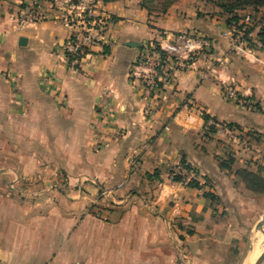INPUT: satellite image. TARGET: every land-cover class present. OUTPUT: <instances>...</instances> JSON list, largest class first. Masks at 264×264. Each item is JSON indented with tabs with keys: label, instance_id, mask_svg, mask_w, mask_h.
Masks as SVG:
<instances>
[{
	"label": "crops",
	"instance_id": "0c3cea01",
	"mask_svg": "<svg viewBox=\"0 0 264 264\" xmlns=\"http://www.w3.org/2000/svg\"><path fill=\"white\" fill-rule=\"evenodd\" d=\"M29 2L0 0V264H244L264 216V192L236 175L264 179L259 14L240 13L254 28L238 55L227 16L206 0L160 16L141 0L98 1L106 40L71 67L62 22L15 30ZM185 32L207 37L213 56L146 98L128 81L140 47ZM227 85L248 107L224 97ZM181 161L201 189L170 180Z\"/></svg>",
	"mask_w": 264,
	"mask_h": 264
},
{
	"label": "built area",
	"instance_id": "2783aa9c",
	"mask_svg": "<svg viewBox=\"0 0 264 264\" xmlns=\"http://www.w3.org/2000/svg\"><path fill=\"white\" fill-rule=\"evenodd\" d=\"M48 20L60 21L69 30L62 51L66 63L71 67L79 65L90 48L106 40L104 32L109 17L100 10L97 0H30L16 17L15 30L19 32L25 26ZM250 21V16L246 15L241 23L247 26ZM229 32V50L238 55L249 54L243 34H239L235 26L230 27ZM212 56V43L202 34L161 33L157 40L142 44L128 72V81L139 87L146 98H157L176 72L188 71L199 60L208 61ZM224 97L238 107H248L246 97L231 85L225 86ZM145 112L148 115L152 113L150 106ZM173 177L181 179L178 184L182 187L194 183L200 185V177L190 166L178 164L173 167L169 177L172 182Z\"/></svg>",
	"mask_w": 264,
	"mask_h": 264
},
{
	"label": "trees",
	"instance_id": "16d2710c",
	"mask_svg": "<svg viewBox=\"0 0 264 264\" xmlns=\"http://www.w3.org/2000/svg\"><path fill=\"white\" fill-rule=\"evenodd\" d=\"M102 4H108L116 2L118 0H97ZM177 0H141L140 7L145 10L150 16L155 13L157 16L164 15L168 9L176 2ZM212 6L216 7L219 10L220 15L227 16L225 24L227 27L235 26L237 29L239 27V22L242 19L240 13H244L247 10L259 14L258 20L256 21L255 26L258 28L257 40L262 42L264 40V0H206ZM247 29V28H246ZM244 30L243 40L247 45H252L251 40L248 37L250 34V29ZM232 161L223 162L220 164V167L223 169H230ZM182 166H189L184 161L180 162ZM236 175L240 178L245 187L253 193H263L264 192V179L257 175L250 173L244 169H239L236 171ZM179 177H173L174 183H180ZM190 188L201 189V186L197 183L191 184ZM203 197L206 199L213 200L214 198L210 194H203Z\"/></svg>",
	"mask_w": 264,
	"mask_h": 264
},
{
	"label": "rangeland",
	"instance_id": "374dc122",
	"mask_svg": "<svg viewBox=\"0 0 264 264\" xmlns=\"http://www.w3.org/2000/svg\"><path fill=\"white\" fill-rule=\"evenodd\" d=\"M250 11V10H249ZM252 12V11H251ZM246 15H242V18L243 17H245ZM254 18H257L258 19V16H255ZM250 19H251V21H252V18L250 17ZM242 20V19H241ZM241 20H240V22H239V27L241 28V30L238 28L237 30L239 31V34L241 33V34H243L242 32L247 28V29H252V28H254V27H252V26H254L255 24H256V21H253V25L251 26V25H247V26H244L242 23H241ZM250 21V23L249 24H251L252 22ZM255 22V23H254ZM245 28V29H244ZM246 29V30H247ZM252 150V149H251ZM263 150H264V147H263ZM264 230V229H263ZM257 238H258V240H257V242H255L256 244H257V246H259V248L257 249V251H258V255H256L255 257H253V259H252V261H251V263L250 264H254L255 263V261H256V259L260 256V254H261V252H262V249L261 248H263V247H260V246H262V245H264V238H263V236H262V234L260 233V232H258V234H257ZM248 259V258H247ZM247 261V260H246ZM245 261V262H246ZM245 264V263H244Z\"/></svg>",
	"mask_w": 264,
	"mask_h": 264
},
{
	"label": "water",
	"instance_id": "95a60500",
	"mask_svg": "<svg viewBox=\"0 0 264 264\" xmlns=\"http://www.w3.org/2000/svg\"><path fill=\"white\" fill-rule=\"evenodd\" d=\"M18 45L22 46V47L25 46L26 45V40L24 38H19ZM126 45L128 47H135V48L138 47L136 44H133V43H128ZM263 229H264V216L262 217V219L259 222V224H257V226H256V230L258 232H260L262 234L263 238H264ZM254 264H264V246L262 248V252H261L260 256L256 259Z\"/></svg>",
	"mask_w": 264,
	"mask_h": 264
},
{
	"label": "bare ground",
	"instance_id": "6f19581e",
	"mask_svg": "<svg viewBox=\"0 0 264 264\" xmlns=\"http://www.w3.org/2000/svg\"><path fill=\"white\" fill-rule=\"evenodd\" d=\"M263 232H264V230H263ZM257 242V241H256ZM264 245H262V246H260V247H263ZM259 248V246H257V244L256 243H254V245H253V247H252V249H251V251H250V253H249V256H248V259H247V261L245 262V264H250L251 263V261H252V259H253V257H255L256 255H258V251H257V249ZM262 249V248H261Z\"/></svg>",
	"mask_w": 264,
	"mask_h": 264
}]
</instances>
